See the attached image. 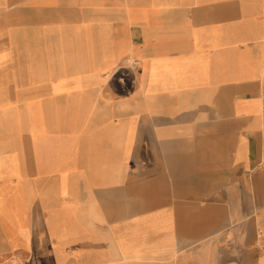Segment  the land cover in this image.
I'll list each match as a JSON object with an SVG mask.
<instances>
[{
  "label": "crops",
  "instance_id": "crops-1",
  "mask_svg": "<svg viewBox=\"0 0 264 264\" xmlns=\"http://www.w3.org/2000/svg\"><path fill=\"white\" fill-rule=\"evenodd\" d=\"M264 0H0V264H264Z\"/></svg>",
  "mask_w": 264,
  "mask_h": 264
},
{
  "label": "built area",
  "instance_id": "built-area-1",
  "mask_svg": "<svg viewBox=\"0 0 264 264\" xmlns=\"http://www.w3.org/2000/svg\"><path fill=\"white\" fill-rule=\"evenodd\" d=\"M261 249H263V250H264V243H262V244H261Z\"/></svg>",
  "mask_w": 264,
  "mask_h": 264
}]
</instances>
